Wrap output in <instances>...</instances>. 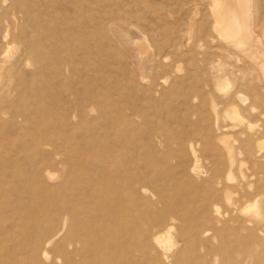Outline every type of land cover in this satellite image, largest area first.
Returning a JSON list of instances; mask_svg holds the SVG:
<instances>
[{"label": "rangeland", "instance_id": "rangeland-1", "mask_svg": "<svg viewBox=\"0 0 264 264\" xmlns=\"http://www.w3.org/2000/svg\"><path fill=\"white\" fill-rule=\"evenodd\" d=\"M210 4L211 0H0L7 16L0 22V52L7 45L13 53L0 57V74L9 78L12 87L0 83V162L30 173L35 162L48 163L57 154L47 168L51 175L47 183L53 184L70 169L94 173L87 153L92 145L105 141L103 150L115 152L125 163V179H130L133 188L144 186L151 199L163 189L176 198L185 192L190 163L185 149L191 144L202 169L200 181L192 188L199 196L217 158L216 135L225 134L236 148L242 147L240 132L245 126L258 124L256 129L264 121V84H260L264 74L260 71L253 77L243 72L234 79L232 90L240 89L248 96L245 83L249 82L263 93V102L254 100L253 112L241 109L243 123L234 128L223 118L226 105L219 97L216 128L214 113L202 103L203 89L181 87L175 96L165 95L174 75L187 72L204 79L202 67L212 59L227 57L231 50L213 31ZM249 5L254 7L249 12L255 22L257 59L264 61V0H249ZM112 26L142 43L139 62L134 63L128 48L114 38ZM149 57L154 59L152 65L146 62ZM10 62L15 69L11 68V76L4 72ZM137 74L147 83H141ZM257 154V158L264 156V149ZM151 158L156 167L150 164ZM245 160L250 188L244 200L248 196L247 203L259 199L256 209L264 213V167L253 169L255 159ZM219 205L221 213H226L223 202ZM260 217L247 222L246 228L233 225L217 228L218 232L211 228L209 237L201 240L217 245L225 236L227 250L238 255V264L262 263L264 243L254 237L248 242L251 230L264 229ZM176 234L175 228L174 239L181 244ZM241 242L245 248H239Z\"/></svg>", "mask_w": 264, "mask_h": 264}, {"label": "bare ground", "instance_id": "bare-ground-1", "mask_svg": "<svg viewBox=\"0 0 264 264\" xmlns=\"http://www.w3.org/2000/svg\"><path fill=\"white\" fill-rule=\"evenodd\" d=\"M210 6L213 31L217 38L230 45V57L215 58L205 64L200 73L201 77L205 75L204 79H195L187 72L174 75L165 95L175 96L181 87L203 89L202 103L214 113V125L218 123L215 106L219 97L226 105L223 118H228L232 123L229 127L234 128L237 123H243L241 109H256L255 99L263 102V93L249 82L245 83L249 88L248 96L240 89H231L234 79L243 72L254 76L259 71L264 74V61L257 59L256 54L255 22L249 12L254 7L249 5V0H211ZM5 12L0 7V22L6 20ZM110 29L115 37L112 36L121 40L118 42L128 48L137 63L142 43L126 37L118 26ZM3 36L4 39L8 36L7 29ZM10 49L6 45L0 57H9ZM237 53L246 57H236ZM153 60L149 57L146 62L152 65ZM12 63L4 66L9 76ZM0 75V83L11 87L9 78ZM136 77L141 83L146 82L144 76L137 74ZM262 82L260 84H264ZM257 125L249 123L246 130L240 132L244 142L238 150L227 135H216L213 146L217 158L207 171L209 176H205L207 179L199 196L192 188H196L198 179L200 181L202 169L191 144L185 149L190 161L185 172V192L174 198L163 189L153 197L154 202H150L152 194L144 186L135 189L130 179H125V163L115 152L103 150L105 141L92 145L87 153L91 154L86 157L94 164V173L84 175L70 169L53 184L47 183L51 181L47 168L57 160V154L48 163L31 165V174L17 165L0 162V264H238V255L227 250V237L221 235L217 245L209 239L211 243L207 245L201 237L207 239L211 228H215V232L217 228L224 230L233 225L246 228L247 222L261 220L260 215L264 218L262 208L256 209L259 199L247 203L248 196L244 200L250 177L244 168L245 159H255L251 162L253 169L264 167V156L257 158V151L264 149V121L254 129ZM237 153L245 157L239 158ZM150 164L156 167L152 158ZM221 202L227 207L223 214ZM175 228L176 235L182 238L181 244L174 239ZM263 230L261 227L251 230L248 242L254 237L264 243ZM240 247L245 248L246 244L241 242Z\"/></svg>", "mask_w": 264, "mask_h": 264}]
</instances>
